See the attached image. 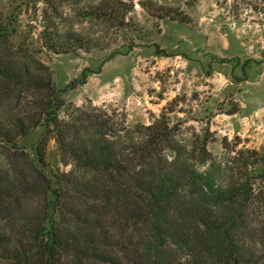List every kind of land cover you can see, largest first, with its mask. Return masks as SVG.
<instances>
[{
	"label": "trees",
	"instance_id": "16d2710c",
	"mask_svg": "<svg viewBox=\"0 0 264 264\" xmlns=\"http://www.w3.org/2000/svg\"><path fill=\"white\" fill-rule=\"evenodd\" d=\"M9 36L0 17V44ZM44 72L0 49V264H264V204L251 187L264 182L256 152L221 183L197 170L194 153L179 149L165 125L121 135L94 114L59 118L64 90ZM22 92L35 96L33 110L4 113L5 100ZM38 127L72 170L46 174L43 142L31 158L25 153L19 140Z\"/></svg>",
	"mask_w": 264,
	"mask_h": 264
},
{
	"label": "rangeland",
	"instance_id": "374dc122",
	"mask_svg": "<svg viewBox=\"0 0 264 264\" xmlns=\"http://www.w3.org/2000/svg\"><path fill=\"white\" fill-rule=\"evenodd\" d=\"M101 5L110 7L106 15L84 16ZM0 17L10 29L0 49L19 53L64 90L59 118L94 114L121 135L165 125L179 149L194 153L197 170L221 183L245 171L249 152L264 169V0H0ZM34 98L14 95L4 113L24 115ZM40 142L46 174L73 169L43 127L19 145L31 158ZM251 187L264 204V182Z\"/></svg>",
	"mask_w": 264,
	"mask_h": 264
}]
</instances>
